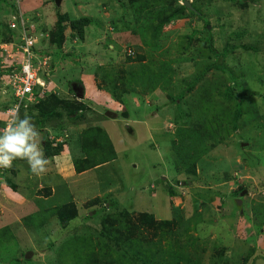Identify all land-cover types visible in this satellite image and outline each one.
<instances>
[{
  "label": "rangeland",
  "instance_id": "1",
  "mask_svg": "<svg viewBox=\"0 0 264 264\" xmlns=\"http://www.w3.org/2000/svg\"><path fill=\"white\" fill-rule=\"evenodd\" d=\"M189 1L195 2L199 16L186 11V16L173 18L160 29L157 40H153L151 31L139 33L131 20L125 32L129 35L127 42L115 37L112 24L122 14L126 0H61L59 5L53 0L0 2L1 31L15 11L34 25L36 51L47 57L44 69H49L48 85L53 86L54 94L71 99L73 94L65 80L83 78V100L89 101V112L83 114L85 118L79 119L82 122L78 125L68 126L66 136L70 142L83 127L98 125L106 131L117 153L113 161L80 173L72 164V175L64 161L57 165L56 157L49 158L48 171L42 176L33 175L27 162L19 159L13 170L5 172L17 187L14 191L4 178L1 181V220L9 210L15 213L19 200L25 204L30 199L53 200L58 191L64 197L68 195L78 211L72 225L65 229L53 216L37 227L24 225L20 216L2 220L9 223L13 241L21 249L32 251L31 261L25 264H59L58 246L63 239L74 232L82 234L84 229L100 227L98 217H87L95 207L91 206L97 202L94 200L104 206L115 198L121 207L134 213L146 211L158 219H170L175 208L190 220V240L183 249L189 258L187 264L196 260L199 264H264V0ZM176 3L181 5L183 0ZM57 11L72 18H93L82 41L71 37L67 28L61 49L49 44L48 31L55 26ZM11 31L19 41L21 33L15 32L18 29ZM127 49L133 51L131 57L139 54L143 60L127 61ZM142 66L145 77L159 72L156 74L160 78L164 69L167 82L158 81L146 93L141 92L140 80L130 86L120 84L122 88L117 92H128L123 98L130 114L125 117L121 100L98 89L92 72L99 68L101 73L105 68L126 77L129 70H140ZM97 81L104 83L100 75ZM188 84H193L190 91H186ZM2 85L0 82V101H6L10 96L3 92ZM174 102L184 110L194 104L200 111L199 118L185 124L192 128L199 123V131L203 132L202 141L195 144H201L200 152L193 151L195 155L191 156L196 164L195 175L184 172L182 147L177 150L178 173L172 163V139L178 145L182 135L175 133ZM204 106H208L205 112ZM106 111L112 115L104 116ZM4 118L0 108V122L6 121ZM53 121L55 125L59 120ZM54 130L48 126L47 139L58 138ZM184 141H188L186 135ZM243 142L247 144L241 146ZM67 143L70 153L75 143ZM193 146L190 142L187 150H194ZM162 176L168 177L175 195L168 194ZM242 190L245 192L240 196ZM196 207L202 216L194 213ZM82 224L91 226L82 228ZM147 238L158 237L148 230Z\"/></svg>",
  "mask_w": 264,
  "mask_h": 264
},
{
  "label": "trees",
  "instance_id": "2",
  "mask_svg": "<svg viewBox=\"0 0 264 264\" xmlns=\"http://www.w3.org/2000/svg\"><path fill=\"white\" fill-rule=\"evenodd\" d=\"M1 1L3 0H0V2ZM158 1L159 0H126V5L123 7L122 14L112 21L114 26L113 34H116L115 37L117 39L124 38L123 40L127 42L129 40V35H126L125 32L128 30V27H130V21L134 20L137 29L140 31L139 33L151 31L153 40H157L160 29L173 20V18L186 16V11L197 16L200 15V10L194 1L191 2L192 8H188L183 4H177V0H171L173 3L169 0ZM14 14L18 17L19 13L15 11ZM160 17L162 19H159ZM92 21L93 18L87 15H79L78 17L72 18L65 12L61 13L57 11L55 26L48 31L47 39L49 44L54 45L58 50L61 49L65 30L67 28L71 31V37H77L79 41H82L85 37V30ZM8 26L9 23L3 25V31L0 30V42L9 43L15 41V33L11 31L13 29H10ZM41 29L45 31L44 27ZM132 29L131 32L135 33L134 31H136V29ZM15 32L16 34H18V32L20 33L19 30ZM118 34L120 35L118 36ZM208 42L211 44V37L208 38ZM33 49L37 52L35 44ZM125 51L127 54L125 59H127V61L138 62L143 60V55L138 54L135 57H131L133 51L131 49ZM210 51H212V48ZM37 55L39 54L37 53ZM35 60L36 58H34V61ZM149 68L150 66L148 69ZM99 70V68H96V70L92 72L96 79V81L94 80V85L98 89H105L113 98H115L114 96L116 95V97L121 100L123 103L121 114L126 113V115L123 114L125 117L130 114V111H127V106H129V104L123 98L124 94L128 92L126 89L117 92L119 88H122L119 87L120 84L130 86L133 82L135 83V81L140 80L141 92L146 93L148 90L152 91L158 81L161 80L163 84L167 82V79L164 78V69H162L163 72H160V78L159 75H157L159 72H156L157 74L151 72L145 77L143 66L140 70H129L128 76L126 77L119 76L105 68L101 70V73L98 72ZM171 70V67H169L168 71L171 72ZM8 74H10L9 71L2 72L0 70V78H6ZM48 74L49 69L41 73L47 82ZM98 75H100L104 81L102 85L97 81ZM62 77L66 78V76ZM65 81L69 92L73 94L71 99L54 94L53 86H51V88L48 85L50 91L42 97L36 95V89H33L37 98L35 102H27L25 99L17 101V98L13 96V92L3 83V90H6L10 98L6 101H0L1 112L5 114L6 109L14 104H18L21 117L25 114L30 116L32 122L40 132L44 154L48 159H53L57 157V155L62 154L66 148L65 143L68 142L67 144H69V146L71 142L75 143V147L70 152V156L73 168L77 173L113 161L117 157L116 150L106 131L101 126H85L81 131L74 133L72 138H75V140H71L70 142V139L67 138L69 137L66 136V133H68V126L78 125L82 122L79 119H84V115L88 114L89 101L83 100L85 93L83 78L81 79L80 77L79 79L78 77H74L66 79ZM0 82H2L1 79ZM57 83H59V81H57ZM72 84L75 85L77 91H81V98L76 96ZM149 87L151 88L147 89ZM192 87L193 84H188L186 91H190ZM172 100H174L173 97L171 98V101ZM175 106L177 111V113H175L176 118H174L175 127L177 128L175 133L176 136L177 134L182 135L179 137L178 145L173 144L174 140L172 139L171 149L173 151L172 157H174L172 163L174 169L178 173L179 157H177V150L182 147L181 149H184V152L181 153L183 155L182 159H184L183 161L186 160L184 162V172H186V174L195 175L196 164L191 160V156L195 155L193 151L196 153L200 152L201 144L197 147L195 144L202 141L203 132L199 131V123L192 128H190V126L185 127V124H189L190 119L199 118L200 111L194 104H192L188 110L182 109L179 103H175ZM206 108L208 109V106H204V112ZM104 116H106L105 113ZM204 116H206V113ZM4 119H6V121L3 120L0 122V129L6 126L8 120L6 114ZM55 119L59 121L54 125L53 120ZM62 119H66V121ZM48 126L54 127V131L58 138L49 136V139H47L45 131L48 129ZM71 131L72 129L70 132ZM185 135L188 141H184ZM60 136H65V139L60 138ZM190 142L194 145V150H192V147H188V151L187 146ZM176 157L177 160H175ZM14 163L15 161L13 165ZM10 169L13 170V166ZM7 170L8 169L0 168V179L4 178L7 185L16 191L17 185L5 175ZM167 181L169 182L168 177L162 176V184L167 186L166 189L168 194L175 195L172 187ZM54 198L53 200L44 199V202L30 199L28 204L19 200L18 203H16L17 207L15 208V213L13 214L12 211H8L6 215L2 216V220H10L6 218L9 216L11 219L15 216H20L24 225L37 227L42 226L47 219L53 216L62 228L65 229L70 227L72 225L71 221L78 216L75 203L70 199L68 200V195L64 197L60 191H58V196L56 195ZM13 200L17 201L18 199ZM39 202L41 204H39ZM94 202L95 203L91 206L98 207H94L90 210L91 212L89 211L87 217H98L100 220V227L91 231L84 229L85 233L80 232L82 234L74 232L75 234H69L68 237L63 239L59 244L60 246H58L59 264H187L186 262H188L187 259L189 258L184 254L183 249H185L190 240V236H187V231L191 229L189 225L191 221L185 219L184 215L177 209H172V218L158 219L153 213L146 211L134 213V211L130 209L128 210L121 207L117 198L112 199L109 205L107 204L104 206L98 199H95ZM194 213L202 216L197 207ZM2 220L0 219V264L3 262H6V264L29 263L31 261V256L28 258L25 257L27 251L21 249L17 241H13L15 236L9 223ZM89 226L91 225L82 224L80 227L88 228ZM148 230L154 236L158 237L157 240L147 238ZM30 252L32 253V251ZM192 264H199V261L196 260Z\"/></svg>",
  "mask_w": 264,
  "mask_h": 264
},
{
  "label": "built area",
  "instance_id": "3",
  "mask_svg": "<svg viewBox=\"0 0 264 264\" xmlns=\"http://www.w3.org/2000/svg\"><path fill=\"white\" fill-rule=\"evenodd\" d=\"M9 27L20 30L19 41H11L9 43L0 42V70L9 71L10 74L6 78H0L2 82L12 92L17 101L25 99L27 102L37 101L36 95L42 97L50 91L48 82L41 73L44 72V66L47 65V57L37 55L33 46L37 40L35 27L27 22V18L23 14L18 17L13 16L9 21ZM30 28H33L30 30ZM34 58L36 60L34 61ZM10 62L6 65V62ZM33 89H36L35 94ZM3 92H6L4 89ZM18 104H14L5 110L7 117L10 115V109ZM1 181V179H0Z\"/></svg>",
  "mask_w": 264,
  "mask_h": 264
},
{
  "label": "clouds",
  "instance_id": "4",
  "mask_svg": "<svg viewBox=\"0 0 264 264\" xmlns=\"http://www.w3.org/2000/svg\"><path fill=\"white\" fill-rule=\"evenodd\" d=\"M17 159L26 161L33 175L48 171L50 161L44 154L40 132L32 118L27 114L21 117L19 106H14L6 126L0 129V168H12Z\"/></svg>",
  "mask_w": 264,
  "mask_h": 264
},
{
  "label": "water",
  "instance_id": "5",
  "mask_svg": "<svg viewBox=\"0 0 264 264\" xmlns=\"http://www.w3.org/2000/svg\"><path fill=\"white\" fill-rule=\"evenodd\" d=\"M53 1H54V3L56 5H59L60 2H61V0H53ZM182 4L185 5L188 8H192L191 2L189 0H183V3ZM72 85H73L72 88H73V90L76 93V96L81 98L82 97L81 91H77V89L75 88V85L74 84H72ZM105 114L106 115H112V113L109 112V111H106ZM246 144H247L246 142H243V143H241V146H244ZM244 192H245V190H242L239 195L240 196L243 195ZM30 255H31V252L30 251H27L26 254H25V257L28 258Z\"/></svg>",
  "mask_w": 264,
  "mask_h": 264
},
{
  "label": "crops",
  "instance_id": "6",
  "mask_svg": "<svg viewBox=\"0 0 264 264\" xmlns=\"http://www.w3.org/2000/svg\"><path fill=\"white\" fill-rule=\"evenodd\" d=\"M69 156V157H68ZM61 161H64L62 163H66V165L68 166V168L71 170V174H73V169H72V162H71V156H70V153L69 151H67V149L65 148L64 152L62 154H59L57 155L56 157V162H57V165L61 164L60 162ZM23 201V200H22ZM21 201V202H22ZM6 208V207H4ZM9 208V207H7ZM10 211V210H9Z\"/></svg>",
  "mask_w": 264,
  "mask_h": 264
}]
</instances>
